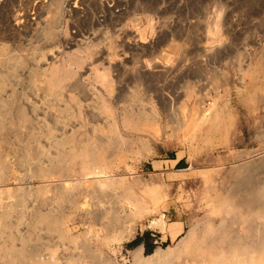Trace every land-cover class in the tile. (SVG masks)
<instances>
[{
  "label": "rangeland",
  "instance_id": "obj_1",
  "mask_svg": "<svg viewBox=\"0 0 264 264\" xmlns=\"http://www.w3.org/2000/svg\"><path fill=\"white\" fill-rule=\"evenodd\" d=\"M34 1L0 0V264L259 249L264 211L234 204L264 199V0H56L15 25Z\"/></svg>",
  "mask_w": 264,
  "mask_h": 264
},
{
  "label": "bare ground",
  "instance_id": "obj_2",
  "mask_svg": "<svg viewBox=\"0 0 264 264\" xmlns=\"http://www.w3.org/2000/svg\"><path fill=\"white\" fill-rule=\"evenodd\" d=\"M48 1H51L53 4H56V6L58 8V5L56 3V0H35L32 3V5H30V3H29V5H30V6H28L30 8L29 11H26L25 8H22L23 9L22 10L23 12L17 13V14L14 15V18H12V19H15V25L23 24L28 19L36 20V18H38L41 14H43L42 13L43 7L45 6V3L48 2ZM77 2H79L78 4H80V5H82L83 7L86 8L87 6L90 7L91 5L94 6V5L98 4L99 0H76L75 4L72 7V8H75V10H74L75 12H79L78 9H76V8H79V5L77 6V4H76ZM122 3H123L122 0H117L116 1V4L118 6L119 5L121 6ZM0 5H1V3H0ZM147 6L149 7V3H148ZM149 8H152V7H149ZM79 9H82V8H79ZM68 11H70V10H68ZM119 11H120V13H118V15H116V17H117L116 20L117 21H120L119 24L120 23L122 24V21L121 20H123L124 17H126L125 16L126 15V12H124V9H122V8ZM29 16H33V17L29 18ZM87 17H84V18H87ZM148 18L150 20V18H151L150 14L148 15ZM27 22L25 24V27L27 26ZM82 22H83V20H82ZM121 28L124 30L125 29L124 25H121ZM79 41H81V40L79 39ZM106 58L108 59V55L105 56L103 59H106ZM100 78H102V77H100ZM256 188L257 187L255 186V188L254 187H251L249 189H246L247 190L246 192H248V196L244 200H241L240 202L238 201V203L236 202L234 204V206L241 207L243 209V213H249V212L251 213V212H254V211H256V212L259 211L260 213L263 212L264 211V199H263V197H261L259 195V192H258V190ZM150 225L151 226L158 227L160 229V231L163 232V233L166 232V222L163 220V216H161L160 218H158L156 220H153ZM249 230H251V229H249ZM248 238H249V236H248ZM246 240H248V239H246ZM246 240L243 239V238H238V237H236V238H230V239L229 238H226V239L222 238V239H219V240L216 239L214 241H211L209 243V245L204 249V251L200 255H201V257H203V256L209 257L211 259V261H210L211 264L218 263L220 259L227 260L226 261V264H237L236 261H237V257L238 256H242L241 258H243L244 256H247V257H251L252 258V256L254 257L253 254L256 253L261 248L260 251H258L259 254H256V256L254 258H252V259H255L256 257L257 258H260V259H261V257L263 258V256H264V242H262V241H264V240L262 239L261 242L263 243V245H260V248L259 249L257 247L256 248L253 247L254 244L253 245H250V243L248 241H246ZM251 242H252V240H251ZM257 245H259V244H257ZM254 246H256V245H254ZM256 249H258V250L256 251ZM173 250L174 249L171 246H167L166 248L157 247L153 251L152 254H149V255L146 256V255L142 254V250L140 248H136L133 251V254H132L133 264H156V263H158L160 261H163V260H166L167 258H169L171 256V254L173 253ZM227 254H229L228 257L226 256ZM205 262H208L209 263V260L207 261L204 258H201L200 261L195 260V261H192L191 264H203ZM261 264H264V260H263V262L261 260Z\"/></svg>",
  "mask_w": 264,
  "mask_h": 264
},
{
  "label": "trees",
  "instance_id": "obj_3",
  "mask_svg": "<svg viewBox=\"0 0 264 264\" xmlns=\"http://www.w3.org/2000/svg\"><path fill=\"white\" fill-rule=\"evenodd\" d=\"M180 163V162H179ZM179 234L180 233H177V235L175 236V238H177L178 236H179ZM175 238H173V239H175ZM143 244V246H144V255H149V254H151L152 252H153V248H154V246H149V245H147L144 241H143V239L141 238V237H136L132 242H131V244L133 245V246H137V245H139V244Z\"/></svg>",
  "mask_w": 264,
  "mask_h": 264
},
{
  "label": "crops",
  "instance_id": "obj_4",
  "mask_svg": "<svg viewBox=\"0 0 264 264\" xmlns=\"http://www.w3.org/2000/svg\"><path fill=\"white\" fill-rule=\"evenodd\" d=\"M162 235H164V234H162ZM176 235H177V234H172L171 231H168V233H166L164 236H165V237H168V236H169V237H171V239H173V238H175ZM160 237H161V236H160ZM160 237H159V238H160ZM165 241H167V240H165ZM137 248H140V249L142 250L143 247H142V245H139ZM155 249H156V248H155ZM155 249H154V250H155ZM154 250H153V251H154ZM152 253H153V252H152ZM152 253H151V254H152Z\"/></svg>",
  "mask_w": 264,
  "mask_h": 264
}]
</instances>
